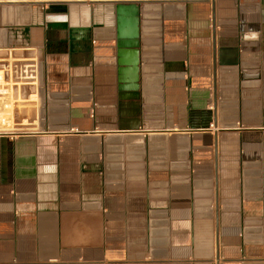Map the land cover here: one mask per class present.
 Instances as JSON below:
<instances>
[{
	"label": "crops",
	"instance_id": "crops-1",
	"mask_svg": "<svg viewBox=\"0 0 264 264\" xmlns=\"http://www.w3.org/2000/svg\"><path fill=\"white\" fill-rule=\"evenodd\" d=\"M0 71V264H264V0H0Z\"/></svg>",
	"mask_w": 264,
	"mask_h": 264
},
{
	"label": "rangeland",
	"instance_id": "rangeland-1",
	"mask_svg": "<svg viewBox=\"0 0 264 264\" xmlns=\"http://www.w3.org/2000/svg\"><path fill=\"white\" fill-rule=\"evenodd\" d=\"M4 85V84H2ZM8 93L6 97H2L0 99V131L1 130H11L13 128H18L17 126H15V122L17 121L15 118V114L14 111L16 110V108H18L21 111H29L32 109V103H20V93L19 91H17L15 87L12 83V81L10 80L9 84H8ZM28 95H32V92L28 91ZM22 99V98H21ZM30 99L34 100V97H30ZM19 101V102H18ZM7 106V107H5ZM23 112V113H24ZM4 119L6 122H8L7 124H3L1 123V119ZM25 122V121H23Z\"/></svg>",
	"mask_w": 264,
	"mask_h": 264
},
{
	"label": "built area",
	"instance_id": "built-area-1",
	"mask_svg": "<svg viewBox=\"0 0 264 264\" xmlns=\"http://www.w3.org/2000/svg\"><path fill=\"white\" fill-rule=\"evenodd\" d=\"M6 72L4 71H0V74L2 76V78L0 79V99L3 97H6L7 96V93H8V84L10 82V80H6V75H5ZM4 84V85H2ZM7 107V106H5ZM1 123L2 125L3 124H7L8 122H6L3 118L1 119ZM4 126V125H3ZM12 130V129H11ZM4 132H10V130L6 131V130H1L0 133H4Z\"/></svg>",
	"mask_w": 264,
	"mask_h": 264
},
{
	"label": "water",
	"instance_id": "water-1",
	"mask_svg": "<svg viewBox=\"0 0 264 264\" xmlns=\"http://www.w3.org/2000/svg\"><path fill=\"white\" fill-rule=\"evenodd\" d=\"M122 8H118L116 9V12L120 13L122 12ZM125 11H129V19H130V22L132 23V26L134 27V29L136 28V24H137V17H138V7H130V8H127L125 9ZM124 12V10H123Z\"/></svg>",
	"mask_w": 264,
	"mask_h": 264
},
{
	"label": "bare ground",
	"instance_id": "bare-ground-1",
	"mask_svg": "<svg viewBox=\"0 0 264 264\" xmlns=\"http://www.w3.org/2000/svg\"><path fill=\"white\" fill-rule=\"evenodd\" d=\"M2 78V76L0 75V79Z\"/></svg>",
	"mask_w": 264,
	"mask_h": 264
}]
</instances>
